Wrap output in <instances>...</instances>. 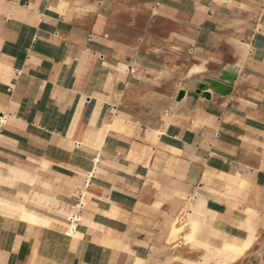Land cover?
<instances>
[{
  "label": "crops",
  "instance_id": "0c3cea01",
  "mask_svg": "<svg viewBox=\"0 0 264 264\" xmlns=\"http://www.w3.org/2000/svg\"><path fill=\"white\" fill-rule=\"evenodd\" d=\"M1 118L0 196L85 206L75 242L0 213V264L264 262V0H0ZM251 229L237 261L201 246Z\"/></svg>",
  "mask_w": 264,
  "mask_h": 264
},
{
  "label": "bare ground",
  "instance_id": "6f19581e",
  "mask_svg": "<svg viewBox=\"0 0 264 264\" xmlns=\"http://www.w3.org/2000/svg\"><path fill=\"white\" fill-rule=\"evenodd\" d=\"M4 120H5L4 118H1L0 119V121L3 122V123H4ZM82 153H84V152H82ZM96 158H93L92 159V162H91L92 163L91 166L90 167L88 166L90 172H92V170H93L91 167H92L93 163L95 162ZM83 163H84V161H83ZM3 180L4 179L2 177H0V183H3L4 182ZM83 196L84 195H82V197ZM84 206H85V204L83 203V200L81 199V201H79L72 208V210H71L72 213H73L74 210L75 211L76 210H78V211L81 210L79 212L78 216H77L76 222L69 220V218H70V216L72 214L71 212L68 213L69 214L67 216V220L68 221L67 220L61 221V220H58L56 218H54L53 220H48V219H45V218H38L34 214H32L31 212L26 211L25 210V205L22 204L21 202L14 201V200H9V199L7 200V199H5V198H3V197L0 196V213H2V214H8V217L14 216V217H17V218H19L21 220H24V221H31L34 224H36L37 222L46 224V225L50 226L53 230L59 232L60 237L68 238V239H70V240H72L74 242L76 240H78L79 238H83L84 237V234L81 231V225H79V222L81 221V217H82V211L84 210ZM212 214H209V215L211 216ZM209 218L210 217H208V219ZM196 221H194L188 215V213L187 214H184V216L182 218H179L175 222V225H174V227L171 230V234L172 235H170V237L171 236H175V237H178L179 236L180 237L181 232L184 229H186V231L181 235L182 236V239L185 240V244H187V245L190 244V245L196 247V244L197 243L195 242L196 240L194 239V234H195V231L197 229V222H198V221L197 222ZM202 222H204V221H202ZM250 227H252V226L250 225ZM254 239H255L254 232H253V229H251V231H249L247 237L244 240H238V239H232L230 241L226 240L225 243L223 242L224 244H223V246L221 248H212L211 246H209L206 243H201V246H203V248L207 251V253H206V251L203 252L204 255H205V253L208 254V255L210 254L209 256H212L213 255V256H215V257L218 258L217 260L220 263H222V262L231 263V262L237 261L241 256H243L246 253V251L251 247ZM178 241H180V240H178Z\"/></svg>",
  "mask_w": 264,
  "mask_h": 264
},
{
  "label": "water",
  "instance_id": "95a60500",
  "mask_svg": "<svg viewBox=\"0 0 264 264\" xmlns=\"http://www.w3.org/2000/svg\"><path fill=\"white\" fill-rule=\"evenodd\" d=\"M236 75L229 71H223L218 78H206L204 82H198L197 87L195 88L193 93H199L202 89L211 88L215 92H219L221 94H226L231 89V81L234 79ZM184 91L181 90L178 93L177 99H180ZM202 95L206 98L210 96L209 92H202Z\"/></svg>",
  "mask_w": 264,
  "mask_h": 264
},
{
  "label": "built area",
  "instance_id": "2783aa9c",
  "mask_svg": "<svg viewBox=\"0 0 264 264\" xmlns=\"http://www.w3.org/2000/svg\"><path fill=\"white\" fill-rule=\"evenodd\" d=\"M78 214H79V211L76 210L75 212H73V213L71 214L69 220H71V221H75V222H76Z\"/></svg>",
  "mask_w": 264,
  "mask_h": 264
},
{
  "label": "rangeland",
  "instance_id": "374dc122",
  "mask_svg": "<svg viewBox=\"0 0 264 264\" xmlns=\"http://www.w3.org/2000/svg\"><path fill=\"white\" fill-rule=\"evenodd\" d=\"M261 264H264V262H262Z\"/></svg>",
  "mask_w": 264,
  "mask_h": 264
}]
</instances>
